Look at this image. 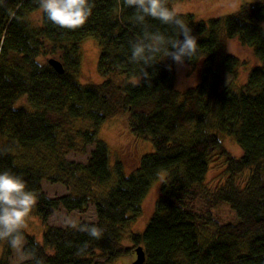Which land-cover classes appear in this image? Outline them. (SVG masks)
Returning a JSON list of instances; mask_svg holds the SVG:
<instances>
[{"label":"trees","instance_id":"obj_1","mask_svg":"<svg viewBox=\"0 0 264 264\" xmlns=\"http://www.w3.org/2000/svg\"><path fill=\"white\" fill-rule=\"evenodd\" d=\"M91 2V16L72 31L54 25L43 10L41 21L32 22L29 15L41 9L38 0H0V134L6 140L0 172L25 181L45 224L42 243L22 229L27 259L21 264H110L136 255V247L145 252L143 264H264V0L207 20L181 13L199 45V56L185 61L202 63L199 83L185 90L175 88L173 60L163 53L147 68L150 83L142 78L144 65L130 60V41L143 36V27L133 22L134 8L123 0ZM147 24L149 31L175 38L172 26L151 18ZM87 35L100 46L98 84L79 80L80 41ZM226 38L251 47L259 63L238 88L222 87L223 73L235 75L240 65L227 52ZM57 50L61 73L49 63L52 58L38 61ZM118 74L127 80L117 82ZM23 97L26 104L16 106ZM121 113L131 133L153 146L129 174L123 161L110 166L108 146L98 137L101 125ZM218 132L233 135L241 155L231 154ZM88 145L93 148L86 163L67 159ZM215 155L226 179L210 189L206 177ZM160 170L169 174L154 213L141 233H128ZM245 170L241 186L235 178ZM43 180L61 182L69 191L51 198ZM89 203L97 221L77 228L48 225L60 206L85 211ZM223 204L233 219L219 217ZM91 227L101 230L99 238L80 230ZM127 233L131 246L123 242ZM11 255L8 244L0 264H12Z\"/></svg>","mask_w":264,"mask_h":264},{"label":"rangeland","instance_id":"obj_2","mask_svg":"<svg viewBox=\"0 0 264 264\" xmlns=\"http://www.w3.org/2000/svg\"><path fill=\"white\" fill-rule=\"evenodd\" d=\"M251 0H173L171 2L172 8H175L180 13H191L196 16V19L207 20L213 17L225 15L236 11L243 3ZM42 9H37L33 11L29 18L34 23H39L41 21ZM225 46L228 53L236 55L240 59V65L237 68L236 74L232 75L227 72L223 73V84L222 87L230 85L231 87H239L244 83L248 71L258 65L257 58L253 53L251 47L241 44L235 38H226ZM230 49V51L228 50ZM100 52V46L98 40L93 35H87L83 37L80 41V76L79 80L83 84H98L103 80V75H101L97 69V60ZM60 56V51L51 52L49 55H42L38 58L39 62L46 61L47 58L58 59ZM173 66L175 70V88L177 90H185L189 87H193L191 84H187L185 87L178 88L177 85L182 83V78L186 80L188 77H193V82L196 79L199 83L201 78V68L202 63L199 62L196 65L189 64L185 61L184 67L177 66L173 61ZM127 78L124 75L118 74L116 81L122 83ZM128 81L138 82L139 78H130ZM196 83V84H197ZM195 84V85H196ZM25 97L21 98L16 106L25 105ZM224 147L233 155L239 156L242 153V149L235 140V137L230 134L218 132ZM98 137L106 142L109 149V160L110 166L113 167L116 161H123L125 165V172L127 174L133 172L138 164L141 156L146 153L153 151V146L148 139L136 138L130 130L128 123V117L125 113L118 114L106 122H104L98 132ZM6 143L5 138L0 134V148H2ZM93 145H88L87 151L83 154L78 152H70L67 154V159L75 162L86 163L90 151ZM249 170H245L244 173L240 174L235 178L236 183L243 186L247 175L245 173ZM169 172L167 170H160L158 172L157 178L153 181L149 193L142 204L141 214L132 222L130 225L128 233L137 232L141 233L150 217L154 213L156 200L159 196L160 185L168 177ZM226 179V174L224 170V163L218 156H213L210 164V169L206 177V186L210 189H216L219 185L223 184ZM115 175L110 181V187L115 183ZM43 189L47 196L54 198L59 197L65 193H68L69 188L66 187L61 182H50L48 180H43ZM217 213L220 218L224 221L233 219L234 213L229 208L228 204H223L217 209ZM97 221L95 207L92 203H89L88 208L85 211L72 210L68 211L63 206L56 209L48 219V225L60 227V228H77L83 222H95ZM72 225H75L73 227ZM23 230L33 235L37 241L42 243L43 231L45 230V224L41 221L40 217L36 215L34 207L31 212L25 218V224ZM127 233L123 242L126 245H132L129 240V234ZM25 243V237L20 236L19 245L16 248L11 247V263L21 264L27 259L22 251V247ZM7 241L0 240V257L2 253L7 250ZM136 258L134 256L119 257L110 262V264H131ZM97 260L103 261L104 258H98Z\"/></svg>","mask_w":264,"mask_h":264},{"label":"clouds","instance_id":"obj_3","mask_svg":"<svg viewBox=\"0 0 264 264\" xmlns=\"http://www.w3.org/2000/svg\"><path fill=\"white\" fill-rule=\"evenodd\" d=\"M39 7L47 19L54 25L66 29L77 30L85 25L92 14L91 0H38ZM123 6L134 8L133 22L143 27V36L130 41V60L142 63L143 77L150 83L151 74L147 68L156 64L157 57L163 53L171 58L179 67L185 66V60H193L199 56L197 37L192 34L189 24L175 8L169 7L168 0H123ZM159 20L164 25L172 26L175 38L167 37L161 32L149 31L147 19ZM182 36L183 39L179 37ZM230 51V49L228 48ZM171 70V65L168 66ZM177 87L187 84L195 86L193 77L182 78ZM36 204L34 194L26 189L25 181L9 171L0 172V240L7 241L13 248L18 247L25 218ZM75 227V225H72ZM88 235L99 238L101 230L96 227L81 228Z\"/></svg>","mask_w":264,"mask_h":264},{"label":"water","instance_id":"obj_4","mask_svg":"<svg viewBox=\"0 0 264 264\" xmlns=\"http://www.w3.org/2000/svg\"><path fill=\"white\" fill-rule=\"evenodd\" d=\"M49 63L57 70L58 72H63V65L62 63L57 59H50ZM136 258L133 260L131 264H143L145 262V252L142 249V247H136L135 248Z\"/></svg>","mask_w":264,"mask_h":264}]
</instances>
